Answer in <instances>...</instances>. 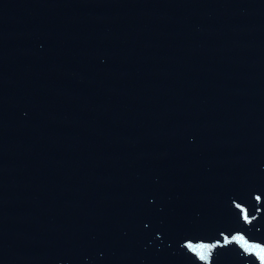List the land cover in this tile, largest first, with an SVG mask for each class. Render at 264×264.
<instances>
[{"label":"water","instance_id":"water-1","mask_svg":"<svg viewBox=\"0 0 264 264\" xmlns=\"http://www.w3.org/2000/svg\"><path fill=\"white\" fill-rule=\"evenodd\" d=\"M0 264H264V0H0Z\"/></svg>","mask_w":264,"mask_h":264}]
</instances>
